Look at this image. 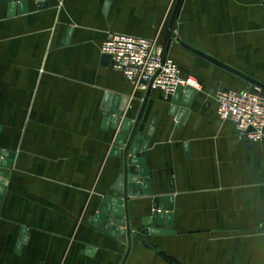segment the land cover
I'll list each match as a JSON object with an SVG mask.
<instances>
[{
    "label": "crops",
    "instance_id": "1",
    "mask_svg": "<svg viewBox=\"0 0 264 264\" xmlns=\"http://www.w3.org/2000/svg\"><path fill=\"white\" fill-rule=\"evenodd\" d=\"M44 1L14 14L0 4V146L16 154L0 203V264H264V137L249 141L222 120L216 99L264 87V0ZM116 33L156 38L199 82L181 127L173 94L135 87L103 63ZM106 93L132 98L134 120L144 106L153 194L168 195L170 179L176 189L170 228L144 226L151 198H131L130 250L89 222L124 168L111 156L116 131L102 127ZM154 227L171 233H142Z\"/></svg>",
    "mask_w": 264,
    "mask_h": 264
},
{
    "label": "water",
    "instance_id": "2",
    "mask_svg": "<svg viewBox=\"0 0 264 264\" xmlns=\"http://www.w3.org/2000/svg\"><path fill=\"white\" fill-rule=\"evenodd\" d=\"M8 4L9 14L28 11L27 0H0V4ZM38 8L49 6L48 1L36 0ZM109 6L107 3L106 9ZM71 29L69 30L68 39ZM67 39V41H68ZM112 62V56L104 54L103 63ZM150 89V88H149ZM200 96V91L190 85L178 86L172 96V106L169 114L176 116L178 127L185 122L190 108ZM132 98L119 94L106 93L101 105L103 115V129L113 128L116 131L114 143L116 146L111 151V156L121 157L123 160V172L112 183L108 191L102 196L97 211L89 217V222L103 233L118 238L128 244L130 250L134 230L131 226L128 202L134 197L151 198L152 213L143 219V225H155L160 227H172L174 211V180H169L168 195H154L151 184L154 182V174L146 165L145 151L149 149L153 129L147 132L139 130L142 111L138 117H126V112L131 106ZM181 106V107H179ZM1 131V126H0ZM16 154L0 146V203L6 189V183L11 173L13 160ZM171 233L168 229L158 227L146 228L142 233ZM30 231L23 228L19 238L18 248L27 243ZM123 264V263H122Z\"/></svg>",
    "mask_w": 264,
    "mask_h": 264
},
{
    "label": "built area",
    "instance_id": "3",
    "mask_svg": "<svg viewBox=\"0 0 264 264\" xmlns=\"http://www.w3.org/2000/svg\"><path fill=\"white\" fill-rule=\"evenodd\" d=\"M103 54L112 56L113 67L120 71L135 87L162 92L166 97L174 94L178 86L199 88V82L184 77L177 62L165 56L156 38L116 33L106 39ZM218 115L233 121L237 130L249 141L264 137V87L254 84L236 91H221L216 96Z\"/></svg>",
    "mask_w": 264,
    "mask_h": 264
},
{
    "label": "bare ground",
    "instance_id": "4",
    "mask_svg": "<svg viewBox=\"0 0 264 264\" xmlns=\"http://www.w3.org/2000/svg\"><path fill=\"white\" fill-rule=\"evenodd\" d=\"M196 88V87H195Z\"/></svg>",
    "mask_w": 264,
    "mask_h": 264
}]
</instances>
